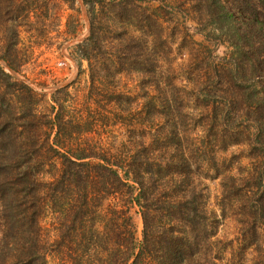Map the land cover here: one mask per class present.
I'll list each match as a JSON object with an SVG mask.
<instances>
[{
	"label": "rangeland",
	"instance_id": "obj_1",
	"mask_svg": "<svg viewBox=\"0 0 264 264\" xmlns=\"http://www.w3.org/2000/svg\"><path fill=\"white\" fill-rule=\"evenodd\" d=\"M99 1L0 0V264H114L112 208L128 203L143 238L131 179L132 191L93 196L89 226L71 222L82 212L74 190L54 183L56 149L134 155L141 203L161 235L186 238L185 264H264V114L251 56L234 46L240 21L209 0ZM91 5L115 38L89 63L75 46L90 35Z\"/></svg>",
	"mask_w": 264,
	"mask_h": 264
},
{
	"label": "trees",
	"instance_id": "obj_2",
	"mask_svg": "<svg viewBox=\"0 0 264 264\" xmlns=\"http://www.w3.org/2000/svg\"><path fill=\"white\" fill-rule=\"evenodd\" d=\"M99 2H101V4L99 3L101 7L103 5L111 7L117 4L116 0ZM234 2L239 17L229 12L222 0H209V4L213 8L225 10L224 15L226 21H232L233 19L234 21H240L241 25L235 27L237 41H235L234 46L238 53L246 54L249 58L251 56L249 59V65L251 67L248 70H250L253 78H256L259 83L257 85L253 83L255 88L253 94H255L256 100L254 108L257 109L256 112H259L261 116L262 113L264 114V0H234ZM32 8L30 3L23 5L22 9L26 12V17H29L31 13L35 12V9ZM97 9V5L89 6L90 35L85 41L75 46L78 58L82 61L87 60L89 63L97 55L102 38H115L112 35L111 27L107 24L105 25V22H103L104 18L101 17L102 15L100 16ZM70 17L72 18V15ZM67 25L70 29V23ZM243 45H248L249 49H246ZM235 61L238 62H235V66L238 68V64L241 62L238 59ZM60 116L61 114H57L58 118L62 117ZM257 120H260V118H257ZM55 141L60 146L61 141L58 137ZM4 142L7 143L6 140ZM54 152L63 158V169H61V173L54 183H60L62 188L63 186L70 187L74 190L71 199L73 202L72 207H78L74 209L82 212V216H73L71 218V222L76 225L89 226V221L86 219V215H83V212L90 210L94 195H119L125 191V188L132 191L133 185L127 182L130 179L140 184V188L142 189L139 191V196L132 199L134 204L139 205L143 216V238L141 241H138L135 234L133 219L129 215V203L124 209L112 208L110 221L117 229H120V232L114 233L112 223L110 229L115 237L122 238L121 244H117L118 247H115L116 249L113 250L114 264H185L184 251L188 248L186 238L175 234L169 236L167 232L161 235L159 228H154L149 219L151 212L155 211L150 207V204L141 203L142 195H146L147 189L140 179L139 172L141 171L135 172V175L132 176V172L128 166L129 162H134V155L130 157L127 154H113L108 156L105 154L98 155L96 153L86 152L77 153L72 149H69L65 153H59L60 151L58 149L54 150ZM94 159H99L100 161L96 162ZM14 162L16 164L18 163L16 161ZM146 172L149 173L150 171ZM156 178V180L160 181L159 185H161L159 176H156ZM262 188L264 190V184ZM153 204L157 212H163L159 206L155 203ZM257 208L258 210L264 209V201H261ZM73 230L79 231L80 229L74 227ZM97 236V234H92L91 237L89 235V238H83V241L79 242L76 246L93 245ZM63 238L66 240L64 236ZM200 239L199 236L195 241V245H198ZM98 244H100V240H98ZM75 251L78 255V251Z\"/></svg>",
	"mask_w": 264,
	"mask_h": 264
}]
</instances>
